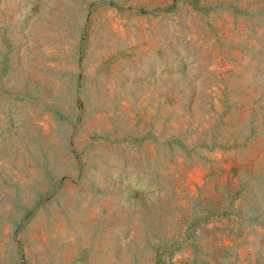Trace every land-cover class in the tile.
Returning a JSON list of instances; mask_svg holds the SVG:
<instances>
[{
	"label": "rangeland",
	"instance_id": "obj_1",
	"mask_svg": "<svg viewBox=\"0 0 264 264\" xmlns=\"http://www.w3.org/2000/svg\"><path fill=\"white\" fill-rule=\"evenodd\" d=\"M0 264H264V0H0Z\"/></svg>",
	"mask_w": 264,
	"mask_h": 264
}]
</instances>
